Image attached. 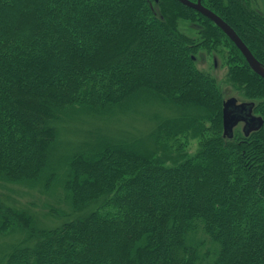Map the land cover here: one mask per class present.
Segmentation results:
<instances>
[{"label":"trees","instance_id":"16d2710c","mask_svg":"<svg viewBox=\"0 0 264 264\" xmlns=\"http://www.w3.org/2000/svg\"><path fill=\"white\" fill-rule=\"evenodd\" d=\"M254 1L202 4L264 67ZM154 6L0 0V182L46 192L61 183L72 210L43 228L30 209L0 199V233L25 235L5 264H264V126L223 136L224 96L196 52L226 41L228 81L263 119L264 79L200 13L177 0H159V14ZM181 21L203 22L208 35L195 44ZM143 97L177 115L143 139L100 137L55 155L69 110L104 115Z\"/></svg>","mask_w":264,"mask_h":264},{"label":"rangeland","instance_id":"374dc122","mask_svg":"<svg viewBox=\"0 0 264 264\" xmlns=\"http://www.w3.org/2000/svg\"><path fill=\"white\" fill-rule=\"evenodd\" d=\"M154 2V9L159 14V0L158 2L154 0ZM253 6L259 14L264 16V0H255ZM179 28L195 44L200 43L205 38L204 34L208 35V30H210L201 21H181ZM232 55L233 52L228 43L221 40L210 49L199 48L197 50L195 55L196 66L217 80L224 101L234 97L240 103L246 102L249 100L228 81L229 59ZM175 115H177L175 108L159 101H153L148 97L134 101L124 109H111L104 115L69 110V113L65 114L58 124V149L55 155L68 156L82 148L86 140L87 142L96 141L100 137L108 138L114 142H132L143 139L148 137L162 120L172 118ZM242 129V124L235 129V135L238 138L244 136ZM196 147V143L192 142L189 151L194 152ZM0 199L16 208L30 209L36 215L38 225L43 228L60 226L64 220L63 217L72 212L61 183L56 184L51 191L46 192L43 183L30 186L0 182ZM24 238L25 235L21 231H11L8 234L0 233V264H5L8 254Z\"/></svg>","mask_w":264,"mask_h":264},{"label":"water","instance_id":"95a60500","mask_svg":"<svg viewBox=\"0 0 264 264\" xmlns=\"http://www.w3.org/2000/svg\"><path fill=\"white\" fill-rule=\"evenodd\" d=\"M155 1L158 2V0ZM177 1L187 8L200 13L214 23L241 52L251 70L264 79L263 65L228 23L213 11L206 8L202 4V0H197L196 2L191 0ZM255 106L256 104L254 102L239 103L234 97L225 100L223 103V136L232 139L235 128L240 124L244 125L243 132L245 137H249L251 134L260 131L264 126V119L261 116L255 115Z\"/></svg>","mask_w":264,"mask_h":264}]
</instances>
